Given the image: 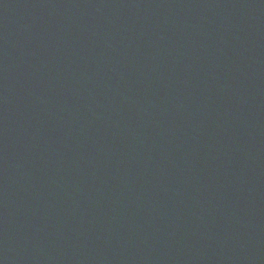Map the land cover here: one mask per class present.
<instances>
[{"label":"water","instance_id":"water-1","mask_svg":"<svg viewBox=\"0 0 264 264\" xmlns=\"http://www.w3.org/2000/svg\"><path fill=\"white\" fill-rule=\"evenodd\" d=\"M0 264H264V0H0Z\"/></svg>","mask_w":264,"mask_h":264}]
</instances>
